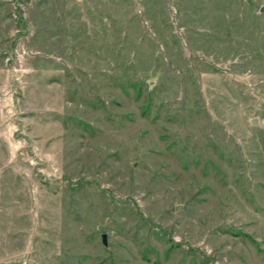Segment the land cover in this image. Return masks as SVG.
<instances>
[{
  "label": "rangeland",
  "instance_id": "obj_1",
  "mask_svg": "<svg viewBox=\"0 0 264 264\" xmlns=\"http://www.w3.org/2000/svg\"><path fill=\"white\" fill-rule=\"evenodd\" d=\"M262 7L0 0V264H264Z\"/></svg>",
  "mask_w": 264,
  "mask_h": 264
},
{
  "label": "water",
  "instance_id": "obj_2",
  "mask_svg": "<svg viewBox=\"0 0 264 264\" xmlns=\"http://www.w3.org/2000/svg\"><path fill=\"white\" fill-rule=\"evenodd\" d=\"M260 12H261V13H264V7L260 8ZM252 124L256 125L255 122H252ZM102 239H103V242H104V236L102 237Z\"/></svg>",
  "mask_w": 264,
  "mask_h": 264
}]
</instances>
